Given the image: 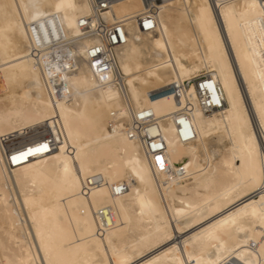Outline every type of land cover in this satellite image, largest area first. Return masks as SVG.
Masks as SVG:
<instances>
[{
    "label": "bare ground",
    "instance_id": "1",
    "mask_svg": "<svg viewBox=\"0 0 264 264\" xmlns=\"http://www.w3.org/2000/svg\"><path fill=\"white\" fill-rule=\"evenodd\" d=\"M262 188L264 0H0V264H264Z\"/></svg>",
    "mask_w": 264,
    "mask_h": 264
},
{
    "label": "snow or ice",
    "instance_id": "2",
    "mask_svg": "<svg viewBox=\"0 0 264 264\" xmlns=\"http://www.w3.org/2000/svg\"><path fill=\"white\" fill-rule=\"evenodd\" d=\"M62 5L58 4L56 7L60 8ZM72 7H75V5H71ZM80 24L84 23V20L81 19L79 21ZM152 26L151 21L145 20L143 22V27L150 28ZM124 38V33L122 31L118 32V35H110L109 40L112 43H116L118 40H122ZM96 51H99V49H96ZM155 147V145H154ZM49 150V144L45 140L44 137H40L36 141L29 142L28 144L24 145L21 149H17V154L11 156V160L13 163L18 161L26 160L30 156H34L38 153H46ZM157 162L160 164V167H164V159L161 156L156 157ZM262 191H264V188H262ZM264 199V197H262Z\"/></svg>",
    "mask_w": 264,
    "mask_h": 264
},
{
    "label": "rangeland",
    "instance_id": "3",
    "mask_svg": "<svg viewBox=\"0 0 264 264\" xmlns=\"http://www.w3.org/2000/svg\"><path fill=\"white\" fill-rule=\"evenodd\" d=\"M37 134H38L39 136L42 135V134L37 133L36 131H35V132H34V131H30V132H28L27 134H23V135H21L20 137L14 139L13 141H9V142H7V143H6L7 148H12V147L18 146V145H20V144H23V143H25V142L31 140V138L39 137ZM13 142H14V145H13Z\"/></svg>",
    "mask_w": 264,
    "mask_h": 264
}]
</instances>
